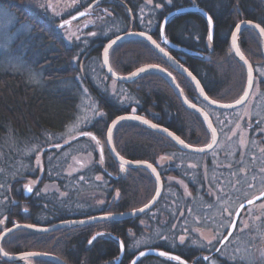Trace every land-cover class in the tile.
Here are the masks:
<instances>
[{"label":"trees","instance_id":"16d2710c","mask_svg":"<svg viewBox=\"0 0 264 264\" xmlns=\"http://www.w3.org/2000/svg\"><path fill=\"white\" fill-rule=\"evenodd\" d=\"M182 1L202 8L212 17L213 38L206 48L207 59L190 55L180 58L181 64L197 78L214 100L232 99L241 92L243 73L239 72L243 68L233 56L227 57L230 34L241 20L257 22L264 27L262 1ZM153 2L164 4V0ZM180 2L175 0V7L184 5ZM119 4L123 5L122 1L113 0L108 4L113 15L101 13L95 21V28L92 27L95 32L92 37L99 44L86 45L82 43V38L70 41L56 27L54 19L43 14L30 0H0V9L14 18V23L8 28V32L14 34L9 50L17 49L19 61V66L15 68L0 66V228L15 222L50 225L98 214L125 213L144 205L153 197V177L144 172L145 168H128L131 175L144 172L139 178L131 176L125 181L120 176L118 168L121 165L111 156L106 145L107 126L116 116L136 108L135 113L180 135L177 129L183 130V117H177L178 126L175 128L169 116L173 107L177 112L180 107H184L169 83L154 71L142 72L128 82L115 80L118 83L115 85L123 86L127 93L122 94L134 96L133 102L121 100V94L116 96L105 89V85L97 81L94 83L98 67L100 75L108 82L114 80L102 67V47L108 39L133 24L130 13ZM53 9L60 12L57 5ZM181 23H184L182 27L186 23L190 25L185 27L188 36L197 34L201 40L208 34L207 21L201 14L183 12L167 21L172 39H176ZM19 26L26 27L17 33ZM237 37L247 59L251 62L264 61L259 36L255 31L243 27ZM199 46L192 42L185 44L190 49ZM171 55L178 58L176 53L172 52ZM108 61L112 70L121 75L141 65H159L173 75L182 91L188 94L195 92L189 79L173 69L144 39L133 38L112 45L108 50ZM237 77L241 82L236 81ZM84 92L96 102L100 114L82 124L77 132H71L68 128L75 122L80 96ZM111 138L115 151L129 160L154 161L159 153L177 148L172 139L135 120L117 122ZM74 155L83 156V167L80 171L77 167L68 174V162ZM98 174L100 181L94 178ZM78 175L86 179L77 183ZM29 180H33V188L25 195L23 184ZM90 185H93L92 191L85 189ZM100 193L102 203L97 207L93 199ZM165 193H162L161 198L168 195V191L166 196ZM63 198L64 201L59 203ZM22 208L26 211L23 212ZM141 219L148 222L146 216H138L101 219L60 227L51 232L18 229L3 238L1 247L9 254L23 251L51 254L66 264H130L139 247L138 238L144 233L139 221ZM155 230H158L157 227ZM162 233L153 244L154 248L172 251L180 258L191 261L189 259L194 248H188L187 245L176 247V239L169 234L168 229ZM93 237L96 239L93 240ZM90 240L92 243H89ZM121 243L122 257L116 263L114 259L120 254ZM212 259H216L217 264H233L227 263L219 255ZM27 261L30 264H55L40 257H28ZM0 262L12 263L1 257ZM135 264L181 263L169 256L145 255L137 259ZM192 264L205 263L198 259ZM237 264L248 263L239 260Z\"/></svg>","mask_w":264,"mask_h":264},{"label":"flooded vegetation","instance_id":"af4514ba","mask_svg":"<svg viewBox=\"0 0 264 264\" xmlns=\"http://www.w3.org/2000/svg\"><path fill=\"white\" fill-rule=\"evenodd\" d=\"M112 1L113 0H75L72 3L68 4L67 11L62 14V19L58 22L59 26L61 24L63 25L64 22H67L64 24V26L66 27L75 24L82 25L85 23L84 20H89L88 18H85L86 16H93L92 21L87 23V27L85 25V28H87L88 31L87 35L80 38H82V43L86 45L99 44V41H96V39L92 37L93 35L90 34L92 33V31H89L88 29L92 28L93 24H95V21L99 19L98 17L99 15H101V13H103L104 15H113L111 12V8L107 6ZM118 1H122L123 5L119 4V6L122 7L123 10H126L128 13H130L131 21L133 22V24H130L124 32H121L119 34H123L128 31L145 32L149 36H151L160 46L164 47L170 54L172 52L178 54L177 60L179 62L181 61L180 58L188 57L190 55L182 53L177 48H186L185 44L192 42L193 44H198L201 46L196 49H186L199 52L201 53V56L207 59L208 55L206 51H208V49L206 50V48L207 45L211 43V40H209L207 37L208 34L201 40L197 34L188 36L186 28H188V26L190 25L186 23L185 28L182 27L184 23H181V25L178 27L176 39H172L171 33L167 26V21L169 18L180 13L171 15L164 23V25L162 24L164 18L170 12L180 8L191 7L194 4H189L186 1L181 0L180 3H184V5L175 7V0L174 2L172 0L171 3H167V0H164V4L154 3L153 0H151V2H149V0ZM261 1L264 5V0ZM93 3L94 5L95 3L97 4L98 10H100L99 14L96 13V9L90 8L91 4ZM103 3H106V5H104ZM145 5H148V7ZM157 5L160 6L157 7ZM81 13L84 14L81 15ZM73 21L78 22L73 23ZM257 24L264 28L260 23ZM252 30L255 31V33L259 36L261 52L264 59L261 36L256 30ZM251 40L254 42L253 39ZM239 44L240 41L237 37L236 45L238 46L240 52L243 54ZM232 56L242 66H244V64L239 61L234 55ZM247 60L249 61L253 72L252 84L246 99L241 104L231 109H220L209 105L199 97L194 87V93L188 94L186 91H182L183 95L189 102L203 110L208 116L216 136L215 144L211 149L205 152L188 151L182 149L174 142L178 149L172 147L167 151L161 152L157 155V158L154 161L143 159L132 160L143 161L152 165L157 171L161 180V193L159 198L150 209L138 215L144 217L146 216L148 221L146 222L145 219L139 220L140 224L144 227V233H141L140 236H148L151 233H157L158 230L163 231L167 228L169 234L176 239V241L174 242L176 247L187 245L186 247L188 248H194V253L189 259L191 261H187L184 258H181L180 261L176 260L178 263H181V261H183L184 264H192V261L195 262L199 259L203 263L207 264L208 260L212 259L215 256H218L224 245L234 235H236V233L240 231L239 222L242 221L240 219L242 215H249L246 211L251 206L264 205V195H262V193H264V172L261 171V169H264V151H262L264 150V75H262V73H264V61L251 62L249 59ZM245 84L246 80L242 85L241 92L237 96L226 101L217 102L230 103L236 101L243 94ZM204 92L206 93L205 90ZM206 95L211 100L216 101L207 93ZM180 104L184 108L180 107L181 109H179V111L177 112V110L173 107L170 110L169 119L173 122L176 128L178 126L176 123L177 117L182 116L185 121V126L183 130L177 129V131H180L179 134L181 136L175 132L174 133L179 136L185 143L192 147L199 148L207 146L211 141L212 135L211 131L205 123L204 118L197 111L186 107L181 101ZM135 111L136 108L130 109V112L135 113ZM154 123L160 125L156 122ZM229 131H231L232 135L229 134ZM228 144L234 145V148L230 151L227 150ZM219 146H222L226 149L218 150V152L214 154V150ZM117 163L119 165H123V168H118L120 172L119 174L123 180L126 181V179H130L131 176H137L139 178L144 174V172H146L153 177V185L156 191L157 181L152 172L147 167L139 165L140 167L145 168V171L136 173L134 172L131 175L128 168L137 166H128L119 162ZM80 170L82 169L79 167L78 171ZM78 171L77 173H79ZM81 177L83 179H86L84 176L78 175L77 183L81 180ZM94 178L98 181L101 180L100 174L94 176ZM104 185H107V182H104ZM105 189L108 190V187L106 186ZM167 191V197L161 198L162 193H167ZM254 198L256 199L253 201V203L245 204L249 200H252ZM218 204L219 207H221V205L234 204L235 208L232 213V217L228 222V225L226 224L227 226L224 225L223 222H219L218 226H221L222 224L224 225L223 232L221 231L222 233L218 234L220 239L216 242V245L213 248L208 249L202 246V240L198 241V237L200 235H196V233H198L199 230L205 227L206 224L210 225V220L212 219L211 217H213V215L209 210L213 206H217ZM243 204L244 206L241 207V205ZM21 210L23 212L26 211L25 208H22ZM237 210V218L229 238L219 247L218 250H216L220 240L227 235ZM198 212L200 214H198ZM163 218H165L166 220L165 222L161 223V219ZM157 222L159 226L157 225ZM14 224L15 223H12L11 225L3 229H7ZM156 227L158 230H155ZM160 234L163 235V233ZM181 236L185 238L183 242H181L180 240ZM3 238L0 240V247ZM147 248H154V246L151 243L144 246H139L138 248H136V253ZM1 249L3 250L2 247ZM187 250L189 249H186V251ZM164 251L167 250L165 249ZM167 252L171 253L172 251L170 252L168 250ZM171 254H173V256H178L173 252ZM207 255L210 256L205 259V256ZM121 257H117V259H114L115 262L119 263ZM0 264L5 263L0 262ZM11 264L30 263L27 261V258H23L17 262H12Z\"/></svg>","mask_w":264,"mask_h":264},{"label":"water","instance_id":"95a60500","mask_svg":"<svg viewBox=\"0 0 264 264\" xmlns=\"http://www.w3.org/2000/svg\"><path fill=\"white\" fill-rule=\"evenodd\" d=\"M183 12H198L199 14H201L204 19L207 21L208 24V17L209 14L204 11L202 8L198 7V6H191V7H186V8H180V9H176L172 12H170L163 20V25L164 23L167 21V19L176 13H183ZM243 22V23H242ZM248 20H241L238 23H236V25H240V28H243L245 26L247 27H251L252 29L256 30L262 39V48H263V54H264V34L260 33V30L258 28L255 27V25H258L255 22H252L251 24L247 23ZM236 25L234 26L231 34H230V46L232 49V53L233 55L239 60L241 61L245 68H246V84H245V89L243 91V94L234 102H230V103H221V102H213V100H211L206 93L204 92L200 82L197 80V78L186 68L184 67L176 58H174L164 47L160 46L161 48L164 49L163 52L160 51V49H158L157 47H155V45L152 44L151 41H149L145 36H141L140 33H145L142 31H128L125 32L123 34H119L117 36H114L113 38L109 39L102 47L101 50V64L102 67L105 71V73L112 79L117 80V81H121V82H128L131 81L133 78H135L137 75H139L142 72H146V71H154L156 73H159L161 76L164 77V79L169 83L170 87L173 89V91L175 92L177 98L188 108L193 109L195 111H197L198 113H200L202 115V117L205 120V123L207 125V127L209 128V130L211 131V141L210 143L205 146V147H192L190 145H188L187 143H185L179 136H177L174 132L168 130L167 128L157 125L154 122H152L151 120H149L148 118L136 114V113H125V114H121L119 116H116L114 119H112L110 121V123L107 126V130H106V144L107 147L112 155V157L119 163L121 164H125L128 166H145L147 167L153 174V176L155 177L156 181H157V188L156 191L153 195V197L143 206L138 207L136 209H133L131 211L125 212V213H105V214H98V215H93L90 217H85V218H78V219H67V220H63V221H58L56 223L50 224V225H37V224H32V223H15L14 225L8 227L7 229H5L4 231H2L0 233V240L6 236L7 234L18 230V229H28V230H32L35 232H51L54 231L60 227H64V226H70V225H81V224H85V223H89V222H93V221H97V220H101V219H117V218H125V217H135L138 216L140 214H142L143 212L147 211L148 209H150L154 203L157 201V199L160 196L161 193V180L160 177L157 173V171L155 170V168L149 167L148 163L143 162V161H132V160H128L125 159L123 157H121L114 149L113 144H112V130L113 127L115 126V124L119 121L122 120H135V121H139L141 123H143L144 125H146L147 127L151 128L154 131H157L167 137H169L170 139H172L179 147H181L184 150H188V151H195V152H205L208 151L209 149H211L213 147V145L215 144L216 141V136L214 133V129L211 125V122L208 118V116L206 115V113L201 110L200 108H198L197 106L193 105L191 102H189L185 96L183 95V92L181 90V88L179 87V85L177 84L176 80L174 79L173 75H169V72L164 69L163 67L156 65V64H145V65H141L135 69H133L132 71H130L129 73L126 74H117L116 72H114L112 70V68L109 65V61H108V51L107 54H105V49L107 48L108 50L110 49L109 45L111 44L114 45L120 41L123 40H128V39H133V38H141L146 40L151 47L154 49V51L156 53H158L159 55H161L176 71L182 73L184 76H186L189 81L192 83L193 87L195 88L197 94L199 95V97L201 99H203L205 102H207L209 105L215 107V108H220V109H231L239 104H241L247 97L251 84H252V79H253V72H252V68L251 65L249 63V61L245 58V56L240 52H237L238 46L235 43V46L233 45V33H236V39H237V35L239 30H237ZM162 28V26H161ZM209 32H213V22L212 25L209 26L208 24V36H209ZM147 34V33H146ZM148 35V34H147ZM207 36V37H208ZM152 40H154L152 38ZM115 41L114 44H112L111 42ZM179 49L182 53L184 54H188V55H199L201 56V53L196 52V51H192L186 48H177ZM241 54L243 56V59H241ZM152 66H158V67H152ZM145 69L142 72H138V69ZM249 68H251V75H249ZM132 73H137L136 75H132ZM189 73H191V75H189ZM193 77H195V79H193ZM237 101H240L239 103H237ZM230 105V106H229ZM121 117H125V119H120ZM132 117H139L140 119H133ZM144 121H148L149 123H144ZM115 122V123H114ZM152 125H156V127H152ZM167 130V131H166ZM177 137L179 139H177ZM180 141H183V143H181ZM198 149H203V151H198ZM28 191L26 188L25 191V195H27ZM258 198V197H256ZM256 198L252 199L251 201H254ZM249 202L245 203L248 204ZM147 205V207H146ZM244 206L241 205V207ZM141 209H143V211H141ZM237 214H238V210L235 213V216L233 218V221L231 223L230 229L227 233V235L225 237H223L220 242L219 245L217 246L216 250L219 249V247L227 241V239L229 238L233 228H234V223L236 221L237 218ZM123 252V249L121 248V244H120V254H119V258L121 257ZM161 252H165L168 253V256H173V254L164 251L162 249H157V248H147L144 250L139 251L138 253H136V255L132 258L130 264H133V261H136L137 259H139L142 256L145 255H160ZM4 251L1 249L0 247V257H2L3 259L10 261V262H16L19 261L23 258H28V257H40L43 259H47L49 261H52L55 264H66L63 261H61L58 257L51 255V254H47V253H41V252H37V251H26V252H20V253H15V254H8L7 256L4 255ZM141 253H144V255H141ZM210 255L205 256V258L209 257ZM187 263V262H186ZM190 264V263H187Z\"/></svg>","mask_w":264,"mask_h":264},{"label":"rangeland","instance_id":"374dc122","mask_svg":"<svg viewBox=\"0 0 264 264\" xmlns=\"http://www.w3.org/2000/svg\"><path fill=\"white\" fill-rule=\"evenodd\" d=\"M32 4L37 6L40 11H42L43 14H47V16H51L52 19H54L56 27L60 29V31L68 36V39L71 41L78 40V38L87 35V28H85V25L87 27V23L92 21L93 16H86L85 18H88L89 20H84L85 23L82 25H70L69 27L64 26L66 22H64L63 27L61 25L59 26V21H61L62 14L67 11L68 9V4L72 3L75 0H30ZM54 5H57V7L60 8V12L56 11L53 9ZM90 8L96 9V13H100V10L97 8V4L94 3L91 4ZM99 18V17H98ZM102 18V16H101ZM14 18L12 14H9L7 11H4L0 9V66H5V65H10L11 67H18L19 66V61L17 57L16 50H9V45L12 43V39L14 34H10L8 32V28L11 27V25L14 23L13 22ZM78 21H73V23H76ZM81 24V23H80ZM92 26V25H91ZM90 26V28H91ZM26 26H19L17 28V33H20L25 29ZM94 27V24L93 26ZM95 28V27H94ZM94 28L91 30L92 35H95ZM14 40V39H13ZM232 51H231V46L229 45L227 49V57H231ZM243 71L239 73H243V83L246 80V69L244 66H242ZM99 67L96 68L95 71L96 75L94 80V83L96 84L97 82L100 85H105V89H108L115 93L116 96L117 94L120 95L121 100H130L131 102L134 101V96L132 97L131 95H126L127 94L124 91L123 86H116L115 84H118L115 80H110L109 82L104 78V76L100 75ZM165 69V68H164ZM97 81V82H96ZM107 81V82H106ZM236 81L239 82L240 78H236ZM241 82V81H240ZM114 83V84H113ZM243 85V84H242ZM74 86V85H73ZM234 87H236L234 85ZM122 92H125V94ZM114 94V95H115ZM112 97V95H111ZM133 113V112H130ZM100 112L97 110V105L94 100L90 98V96L84 92L82 96H80L79 100V106H78V112L77 116L75 119V122L73 125H71L69 131L71 132H77V130L81 127L82 124L88 123V121L92 120L93 117L99 116ZM229 134L232 135L231 131H229ZM107 145V144H106ZM227 150L230 151L234 148V145L228 144ZM221 149H226L222 146L217 147L214 150V154L218 152V150ZM208 158V157H207ZM83 156L80 155H74V157L69 159L68 162V167L66 169V173H72V171L75 168H81L83 167ZM82 163V164H80ZM80 164V165H79ZM81 180H84L81 177ZM26 185L33 186V180L26 181L23 184L24 191H26ZM93 185L87 186L85 189H90L92 191ZM89 187V188H88ZM97 194V193H96ZM96 194H93L96 195ZM238 194V193H236ZM86 195H88L86 193ZM167 193H165V196ZM167 197V196H166ZM4 199L1 200L3 202ZM94 200V203H96L95 206L99 207L102 203V195L99 194L98 197H96ZM64 201V198L59 201L61 203ZM228 205V206H227ZM227 205H221L219 207V204L217 206H213L209 211L213 215L211 217L212 219L210 220V225H207L203 227L201 230L198 231L197 234L200 236L198 237V241L202 240V246L205 248H213L216 245V242L220 239L218 234H221L223 232L224 225H228V222L230 221V218L232 217V213L234 211L235 205L234 204H227ZM220 209V212H219ZM249 215L244 214L240 218L242 221L239 222V228L240 231L236 233L221 249L219 256L223 257L227 263H235L239 260H244L248 264H263L264 263V257L261 256V253L264 252V205L261 206H251L247 211ZM198 214H200L198 212ZM203 214V213H202ZM165 218L161 219V223L165 222ZM223 222L224 225L222 224L221 226H218L219 222ZM17 223V222H15ZM226 225V226H227ZM247 225V227H245ZM225 226V227H226ZM254 227V228H253ZM3 228H0V230ZM243 229V231L241 230ZM1 231V232H2ZM222 231V232H221ZM162 233L161 230H158L157 233H151L148 236H143L138 238L139 240L137 241V244L139 246H144L146 244H154L158 240L159 234ZM211 241V243H209ZM236 263V264H237ZM209 264H217L216 259H210Z\"/></svg>","mask_w":264,"mask_h":264},{"label":"snow or ice","instance_id":"6c2138e0","mask_svg":"<svg viewBox=\"0 0 264 264\" xmlns=\"http://www.w3.org/2000/svg\"><path fill=\"white\" fill-rule=\"evenodd\" d=\"M149 2H151V0H149ZM171 2H172V0H167V3H171ZM159 6H160V5H157V7H159ZM83 14H84V13H81V15H83ZM207 19H208V24H209V26H211V25H212V17L209 16ZM66 23H67V22H66ZM242 23H243V22H242ZM247 23L251 24L252 22H251V21H248ZM61 27H63V25H61ZM255 27L258 28V29L260 30V33H261V34H264V28H262L260 25H255ZM236 28H237V30H239L240 25H239V24L236 25ZM140 35H141V36H145L149 41L152 42L153 45H155V47H157L158 49H160L161 52L164 51V49L161 48L160 45H159L155 40H152V37H151V36L147 35L146 33H140ZM212 38H213V37H212V33L209 32L208 39H209V40H212ZM165 42H167V41H165ZM111 43L114 44L115 41H112ZM235 43H236V33H233V45H234V46H235ZM109 47H111V44L109 45ZM107 51H108V49L106 48V49H105V54H107ZM237 52L239 53V49H237ZM241 59H243L242 54H241ZM152 67H158V66H152ZM144 70H145V69L141 68V69H138V72H142V71H144ZM136 74H137V73H132L133 76L136 75ZM169 75H171V74L169 73ZM189 75H191V73H189ZM249 75H251V68H249ZM262 75H264V73H262ZM193 79H195V77H193ZM213 102H215V101H213ZM239 102H240V101H237V103H239ZM229 106H230V105H229ZM132 118H133V119H140L139 117H132ZM120 119H125V117H121ZM114 123H115V122H114ZM144 123H149V122H148V121H144ZM152 127H156V125H152ZM166 131H167V130H166ZM84 134H85V135H89L88 133H84ZM93 139H95V137H93ZM177 139H179V138L177 137ZM180 142L183 143V141H180ZM198 151H203V149H198ZM262 151H264V150H262ZM148 166H149V167H152L151 165H148ZM121 168H123V165H121ZM261 171L264 172V169H261ZM98 179H99V177H98ZM26 188H27V191H29V192L32 191V187H31L30 185H26ZM262 195H264V193H262ZM248 202H249L250 204L253 203V201H251V200H249ZM146 207H147V205H146ZM141 211H143V209H141ZM245 227H247V225H245ZM241 230L243 231V229H241ZM97 235H102V234L98 233ZM92 239L95 240L96 237H93ZM184 239H185V238H184L183 236L180 237L181 242H183ZM89 243H92V241L90 240ZM209 243H211V241H209ZM121 248L123 249V244H122V243H121ZM4 255L7 256L8 253L5 252ZM141 255H144V253H141ZM160 255H161V256H168V253L161 252ZM261 256L264 257V252L261 253ZM170 258H171V259H174V260H177V261H180V260H181V258H180L179 256H173V257H170ZM205 259H207V258H205ZM133 264H135V261H133ZM181 264H184V262L181 261Z\"/></svg>","mask_w":264,"mask_h":264}]
</instances>
